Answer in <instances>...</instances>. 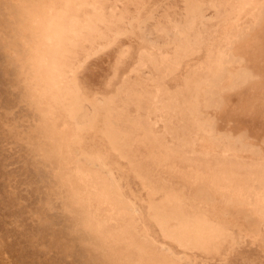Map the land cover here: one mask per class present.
Here are the masks:
<instances>
[{
	"label": "rangeland",
	"instance_id": "1",
	"mask_svg": "<svg viewBox=\"0 0 264 264\" xmlns=\"http://www.w3.org/2000/svg\"><path fill=\"white\" fill-rule=\"evenodd\" d=\"M0 264H264V0H0Z\"/></svg>",
	"mask_w": 264,
	"mask_h": 264
},
{
	"label": "bare ground",
	"instance_id": "2",
	"mask_svg": "<svg viewBox=\"0 0 264 264\" xmlns=\"http://www.w3.org/2000/svg\"><path fill=\"white\" fill-rule=\"evenodd\" d=\"M182 220H183V219H182ZM180 222H181V221H180ZM180 222H179V223H180ZM183 224H184V223H183ZM183 224H181V225H183ZM179 226H180V224H179ZM184 226H185V225H184ZM181 227H183V226H181ZM181 227H180V228H181ZM181 229H182V228H181ZM182 230H184V228H183ZM182 230H181V231H182ZM185 230H186V229H185ZM181 231H180V232H181ZM183 234H184V233H183ZM197 240H198V239H197ZM189 243H190V242H189Z\"/></svg>",
	"mask_w": 264,
	"mask_h": 264
}]
</instances>
